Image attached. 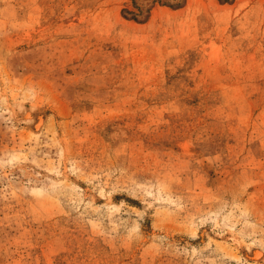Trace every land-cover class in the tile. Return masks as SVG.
I'll return each mask as SVG.
<instances>
[{"label": "rangeland", "instance_id": "rangeland-1", "mask_svg": "<svg viewBox=\"0 0 264 264\" xmlns=\"http://www.w3.org/2000/svg\"><path fill=\"white\" fill-rule=\"evenodd\" d=\"M0 264H264V0H0Z\"/></svg>", "mask_w": 264, "mask_h": 264}, {"label": "bare ground", "instance_id": "bare-ground-1", "mask_svg": "<svg viewBox=\"0 0 264 264\" xmlns=\"http://www.w3.org/2000/svg\"><path fill=\"white\" fill-rule=\"evenodd\" d=\"M258 257H262V254L261 253H258Z\"/></svg>", "mask_w": 264, "mask_h": 264}]
</instances>
